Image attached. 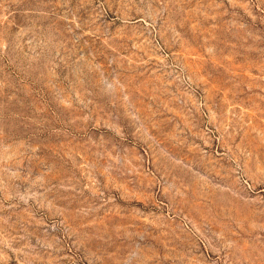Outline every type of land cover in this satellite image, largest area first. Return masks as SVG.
I'll return each instance as SVG.
<instances>
[{
  "label": "rangeland",
  "instance_id": "374dc122",
  "mask_svg": "<svg viewBox=\"0 0 264 264\" xmlns=\"http://www.w3.org/2000/svg\"><path fill=\"white\" fill-rule=\"evenodd\" d=\"M0 264H264V0H0Z\"/></svg>",
  "mask_w": 264,
  "mask_h": 264
}]
</instances>
